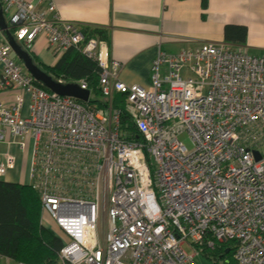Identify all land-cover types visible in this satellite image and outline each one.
<instances>
[{"label": "built area", "instance_id": "built-area-1", "mask_svg": "<svg viewBox=\"0 0 264 264\" xmlns=\"http://www.w3.org/2000/svg\"><path fill=\"white\" fill-rule=\"evenodd\" d=\"M43 1L41 12L0 0V33L23 49L42 35L54 58L79 54L96 66L105 101L93 105L84 80L76 85L86 103L41 88L0 41V94L14 92L0 105V177L19 170L27 149L28 186L61 234L59 264H195L184 246L200 253L224 243L235 264H264V58L201 43L158 52L149 84L126 86L107 41L86 38ZM116 93L140 141L121 129Z\"/></svg>", "mask_w": 264, "mask_h": 264}, {"label": "crops", "instance_id": "crops-1", "mask_svg": "<svg viewBox=\"0 0 264 264\" xmlns=\"http://www.w3.org/2000/svg\"><path fill=\"white\" fill-rule=\"evenodd\" d=\"M24 1L41 12L47 10L43 0ZM53 2L54 13L59 20L102 33L104 38H93L107 41L110 59L120 66L117 79L126 86L146 87L149 84L151 63L158 52L175 55L201 43L234 45L243 48L253 57L264 58V0H206L204 3L203 0ZM54 13H46V19H51ZM0 14V26L5 27L8 17L1 3ZM226 28H243V44L225 41ZM7 37V34L0 33V41L7 43ZM229 37L232 40L234 35L231 33ZM20 49L26 52L32 63L43 73L57 61V58L52 60L42 35L37 36L28 49ZM13 58L16 59L14 55ZM12 92L0 94V105L7 107ZM27 100V95H24L21 115L27 113ZM0 181L20 185L9 179ZM0 264L15 263L0 257Z\"/></svg>", "mask_w": 264, "mask_h": 264}, {"label": "trees", "instance_id": "trees-1", "mask_svg": "<svg viewBox=\"0 0 264 264\" xmlns=\"http://www.w3.org/2000/svg\"><path fill=\"white\" fill-rule=\"evenodd\" d=\"M205 1L203 0V3ZM82 31L86 38L103 37L100 31L86 28ZM231 33L234 35L232 40L229 37ZM244 36L243 28H226L224 32L227 42L243 44ZM44 73L52 80L61 78L63 82L73 85L84 80L87 82L88 91L98 95L96 66L73 51H67L58 56L53 67L45 69ZM100 107L103 108L104 104L102 103ZM112 107L121 113V129L128 131L134 140L140 141V137L130 124L131 115L124 96L114 94ZM41 214L38 195L30 186L6 184L0 181L1 258L8 259L15 264H59L57 254L62 245L61 240L40 225ZM233 251L232 245L224 243L216 244L212 249L203 246L200 254L207 259L220 261L222 264H235Z\"/></svg>", "mask_w": 264, "mask_h": 264}, {"label": "water", "instance_id": "water-1", "mask_svg": "<svg viewBox=\"0 0 264 264\" xmlns=\"http://www.w3.org/2000/svg\"><path fill=\"white\" fill-rule=\"evenodd\" d=\"M0 27V30L4 28L3 26ZM7 44L11 48L12 54L15 56V58L22 64L25 73L29 75L36 83L41 85L49 92L60 97L72 98L83 103L87 102L89 95L88 91H81L77 85H60L56 83L32 63L29 56L20 49V47L13 41L11 37H9V35L7 37ZM254 155L256 159L259 158L257 153H254Z\"/></svg>", "mask_w": 264, "mask_h": 264}, {"label": "rangeland", "instance_id": "rangeland-1", "mask_svg": "<svg viewBox=\"0 0 264 264\" xmlns=\"http://www.w3.org/2000/svg\"><path fill=\"white\" fill-rule=\"evenodd\" d=\"M51 58L53 61L56 59L54 57H51ZM12 59L24 71L22 65H20L19 62H17V60L13 58V55H12ZM90 101L95 102V103H93V105H96L98 107H100V105L102 103L104 104V102H105L104 99L99 95V93H98V95H95L94 93H90ZM27 103H28V100H27ZM179 140L183 144V146L187 149V151H189V152L192 151V149H193L192 143L186 135H181L179 137ZM28 163H29V152L26 149L25 153L23 155V159H22V162L20 164L18 172H16L14 176H11L9 178L8 177H5V178L0 177V180L9 179L11 182H13L15 184L29 185V181H28V177H27V175H28L27 174L28 173ZM41 217H42L41 224L44 228L51 230L55 235L61 236L60 232L58 231V229L56 228L54 223L47 216H44V214H41ZM99 229H101V226L99 227ZM183 251L189 256L192 254H195L194 255V263L195 264H222L220 261L216 262L212 259L205 258L200 253L195 252L194 250L190 249L187 246L183 247Z\"/></svg>", "mask_w": 264, "mask_h": 264}, {"label": "bare ground", "instance_id": "bare-ground-1", "mask_svg": "<svg viewBox=\"0 0 264 264\" xmlns=\"http://www.w3.org/2000/svg\"><path fill=\"white\" fill-rule=\"evenodd\" d=\"M41 220H42V218H41ZM41 226H42V224H41ZM43 227V226H42ZM44 228V227H43ZM49 230V229H48ZM51 231V230H50ZM52 232V231H51ZM53 233V232H52Z\"/></svg>", "mask_w": 264, "mask_h": 264}]
</instances>
